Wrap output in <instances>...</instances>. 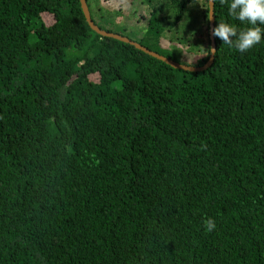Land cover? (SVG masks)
Listing matches in <instances>:
<instances>
[{"label":"trees","instance_id":"1","mask_svg":"<svg viewBox=\"0 0 264 264\" xmlns=\"http://www.w3.org/2000/svg\"><path fill=\"white\" fill-rule=\"evenodd\" d=\"M87 2L210 58L209 0H150L142 36ZM214 2L215 27L250 26ZM215 39L188 72L80 0H0V264H264V41Z\"/></svg>","mask_w":264,"mask_h":264},{"label":"clouds","instance_id":"2","mask_svg":"<svg viewBox=\"0 0 264 264\" xmlns=\"http://www.w3.org/2000/svg\"><path fill=\"white\" fill-rule=\"evenodd\" d=\"M222 5H228L229 15L242 24L250 25L246 29L238 30L235 25L218 22L212 35L219 38L224 45L234 47L240 52H247L264 41V0H220ZM212 16L209 15V20ZM209 55L215 54L214 48L208 49ZM206 231L212 232L216 228L213 218L204 221Z\"/></svg>","mask_w":264,"mask_h":264},{"label":"rangeland","instance_id":"3","mask_svg":"<svg viewBox=\"0 0 264 264\" xmlns=\"http://www.w3.org/2000/svg\"><path fill=\"white\" fill-rule=\"evenodd\" d=\"M101 6L100 14L114 22L117 27H124L126 33L144 34L148 27L153 7L150 0H98ZM134 38V37H133ZM136 39V38H134ZM168 40V39H166ZM167 45V41H165ZM180 52L183 49L178 48Z\"/></svg>","mask_w":264,"mask_h":264},{"label":"water","instance_id":"4","mask_svg":"<svg viewBox=\"0 0 264 264\" xmlns=\"http://www.w3.org/2000/svg\"><path fill=\"white\" fill-rule=\"evenodd\" d=\"M80 3H81V7L83 10L84 16L86 18V21H87L88 25L90 26V28L95 33H97L98 35H100L102 37L114 39V40L120 41L122 43L131 45V46L135 47L136 49L144 52L145 54L166 63L167 65H169L170 67H172L174 69L199 73V72H204V71L208 70L213 65V63L215 61L216 53L210 55V58L207 61V63L201 67L188 66V65L179 63L177 61H174L172 59H169L163 55H160L154 51L149 50L148 48L142 46L140 43L133 41L128 37H125V36H122V35H119L116 33L108 32L106 30L101 29L95 23L92 15H91V11H90L87 0H80ZM214 11H215V2H214V0H209V15L212 16V19L210 20V42H211V48H214L217 52L216 39L212 35V31L215 28V12Z\"/></svg>","mask_w":264,"mask_h":264}]
</instances>
